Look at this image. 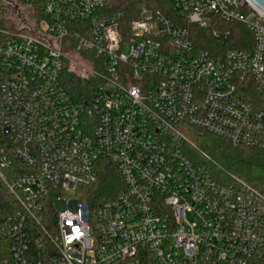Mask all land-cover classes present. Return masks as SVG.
Wrapping results in <instances>:
<instances>
[{"label":"built area","instance_id":"1","mask_svg":"<svg viewBox=\"0 0 264 264\" xmlns=\"http://www.w3.org/2000/svg\"><path fill=\"white\" fill-rule=\"evenodd\" d=\"M243 1L128 21L109 0H0V183L16 205L0 264H264V194L216 179L192 141L264 151V11ZM110 167L117 196L82 199Z\"/></svg>","mask_w":264,"mask_h":264},{"label":"trees","instance_id":"2","mask_svg":"<svg viewBox=\"0 0 264 264\" xmlns=\"http://www.w3.org/2000/svg\"><path fill=\"white\" fill-rule=\"evenodd\" d=\"M111 1L109 0L110 4ZM167 2L168 0H122L117 6L111 5L125 12L128 21H131L142 8L148 7L154 10H165ZM196 37L201 47L211 50L214 43L208 31H198ZM248 43L250 45V36L241 26L232 28V40L229 47L243 49L248 46ZM2 80L3 77L0 73V86ZM64 83L68 93L74 99L82 97L84 84L80 79L69 74L66 76ZM204 138L205 140L200 143V146L207 156L218 162L228 172L236 175L240 181L264 194V151L249 148H234L223 139L209 136ZM210 162L213 165L214 162L212 160ZM209 169L216 179L226 181L223 176L218 175L210 164ZM122 188V179L116 170L110 167L103 171L100 180L89 187L87 191L88 195L82 197V199L92 205H99L100 203L114 199ZM14 210H16L15 202L6 195L5 188L0 183V215ZM8 257L7 244L4 241H0V262L7 260Z\"/></svg>","mask_w":264,"mask_h":264},{"label":"rangeland","instance_id":"3","mask_svg":"<svg viewBox=\"0 0 264 264\" xmlns=\"http://www.w3.org/2000/svg\"><path fill=\"white\" fill-rule=\"evenodd\" d=\"M121 1H122V0H112V1H111V4H112L113 6H117V5H119V4L121 3ZM73 69H74V68H73ZM204 140H205V138H196V137L192 138V141H193L194 144L197 146V149H198L200 152H202L204 155L207 156V154L203 151L202 147L200 146V143L204 142ZM207 157L215 163V164L213 163V165H212V163L210 162L209 164H210L211 166H213V168L216 170V172L218 173V175L224 177V179L226 180V181H224V182H228V181L230 180V176H233V177H236V178H237L236 175H233L232 173L228 172L226 169H224V168H223L218 162H216L214 159H212V158L209 157V156H207ZM195 158H196L197 160L207 161V159L204 158L203 155H201V153H199V152H198V154L195 155ZM217 173H216V174H217Z\"/></svg>","mask_w":264,"mask_h":264},{"label":"water","instance_id":"4","mask_svg":"<svg viewBox=\"0 0 264 264\" xmlns=\"http://www.w3.org/2000/svg\"><path fill=\"white\" fill-rule=\"evenodd\" d=\"M256 8L264 11V0H249ZM242 3L244 1L242 0Z\"/></svg>","mask_w":264,"mask_h":264}]
</instances>
